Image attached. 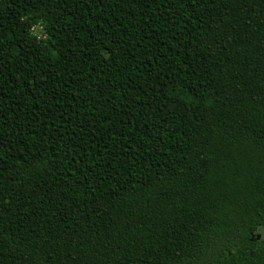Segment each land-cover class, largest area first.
I'll return each mask as SVG.
<instances>
[{
	"label": "trees",
	"instance_id": "obj_1",
	"mask_svg": "<svg viewBox=\"0 0 264 264\" xmlns=\"http://www.w3.org/2000/svg\"><path fill=\"white\" fill-rule=\"evenodd\" d=\"M261 228L264 0H0V264H264Z\"/></svg>",
	"mask_w": 264,
	"mask_h": 264
},
{
	"label": "rangeland",
	"instance_id": "obj_2",
	"mask_svg": "<svg viewBox=\"0 0 264 264\" xmlns=\"http://www.w3.org/2000/svg\"><path fill=\"white\" fill-rule=\"evenodd\" d=\"M40 26H37L34 28V33L37 34L38 36L41 35V31H40ZM255 239H263L264 240V228H261L260 230H258L256 233L253 234L252 236Z\"/></svg>",
	"mask_w": 264,
	"mask_h": 264
}]
</instances>
